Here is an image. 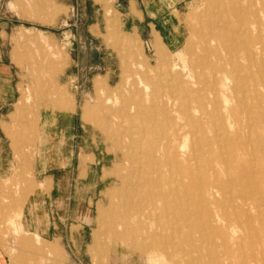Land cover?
Listing matches in <instances>:
<instances>
[{
	"label": "rangeland",
	"instance_id": "374dc122",
	"mask_svg": "<svg viewBox=\"0 0 264 264\" xmlns=\"http://www.w3.org/2000/svg\"><path fill=\"white\" fill-rule=\"evenodd\" d=\"M130 1L132 13L143 10L141 0H0V69H7L3 75H10L14 91L0 109V264H145L124 242L116 241L111 251L102 245L109 196L120 190L129 167L121 156L125 148L115 145L118 118L112 115L132 105L140 78L164 80L170 65L190 58L194 30L207 21L209 6L207 0L175 5L181 37L169 48L155 32L149 42L150 21L125 16ZM133 22L139 32L130 30ZM200 74L195 70L188 80L196 82ZM92 113L96 123H90ZM93 124L103 129L107 144ZM115 150L120 158L107 160ZM93 157L103 162L90 178L80 167L92 166ZM47 171L67 181L54 221L43 215ZM32 210L38 227L24 231ZM48 220L64 227L48 230ZM197 239L193 234L196 247ZM181 249L173 264L208 263L204 247ZM217 258L225 261L221 253Z\"/></svg>",
	"mask_w": 264,
	"mask_h": 264
},
{
	"label": "bare ground",
	"instance_id": "6f19581e",
	"mask_svg": "<svg viewBox=\"0 0 264 264\" xmlns=\"http://www.w3.org/2000/svg\"><path fill=\"white\" fill-rule=\"evenodd\" d=\"M207 5L190 58L170 65L164 80L140 78L132 105L112 115L129 167L109 196L102 245L124 242L145 264H173L182 246L204 247L207 264H264V0ZM115 153L105 158L114 162ZM25 224L37 229L35 210Z\"/></svg>",
	"mask_w": 264,
	"mask_h": 264
},
{
	"label": "crops",
	"instance_id": "0c3cea01",
	"mask_svg": "<svg viewBox=\"0 0 264 264\" xmlns=\"http://www.w3.org/2000/svg\"><path fill=\"white\" fill-rule=\"evenodd\" d=\"M182 1H185V0H141L143 4V10L141 9L138 10L136 8L135 14L131 12V2L134 3V1H130L128 13H126L125 16L127 17L132 16L131 18H135L137 20V23L145 22L147 19V21H150V22L146 23L145 30L148 33L149 42L150 43L152 42V33L155 32V33H158V35L161 37V40L164 42L166 46H168L169 48H173L175 46L173 42V38L175 39V36H176V39L181 37V33L179 32V25L177 21V13L174 7L178 2H182ZM121 23L122 22H120V24ZM122 25L123 27L127 26V22L123 21ZM157 27L160 28L159 31L156 30ZM139 29L140 27L136 26L134 22L130 26V30L133 33L139 32L140 31ZM7 73L8 72L6 68L0 69V109L4 108L5 106H8L7 102L10 101L11 99L10 97L14 92L13 91V81L10 75H3ZM66 115L70 116L72 115V113L66 114ZM59 116L65 117V115H59ZM60 126L62 127V124ZM61 131H62V128H61ZM59 133L63 135V131L62 132L59 131ZM43 134H45V132L40 133V136H42ZM102 162H103L102 158H99V159L94 158L92 166L88 165L89 164L88 163L86 168H85V165H83V163L81 162L80 164L81 166L82 165L83 166L82 168L80 167V170L83 169V172L86 173L85 175H88L90 176V178H93L95 174L97 173V166ZM37 167H40V166H37ZM44 173H45V176L49 175V178L51 181L45 180L46 182L45 185L48 187V190L47 192L43 193L44 203H46V205H43L44 207L43 215L45 214L44 216H46V219H47V215H50L51 216L50 220L54 221V217L52 218V214L54 211L53 207H54V204H56V208H57L58 201L64 199V196L67 190L65 187V183H67V181H65L64 175H62V177L60 176V177L55 178L51 175V173L49 174L48 171ZM79 188L80 187H75L74 193H73L74 196L76 195L79 197L78 199H80V196L82 195L81 190ZM79 201L80 200H78V202ZM78 202L76 203L79 205L80 202L79 203ZM47 203H49L50 208L47 205ZM45 206H46V210H45ZM56 210H58V208ZM74 214H75V210H73V215H72L73 218L75 216ZM60 224L61 225L54 226L48 220V225H49L48 230L49 228H51L52 230L59 229V226L64 227V224L62 223Z\"/></svg>",
	"mask_w": 264,
	"mask_h": 264
}]
</instances>
